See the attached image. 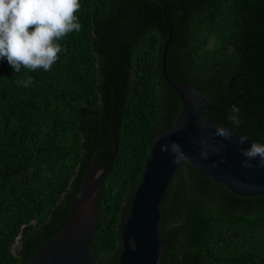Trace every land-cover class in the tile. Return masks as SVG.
I'll return each instance as SVG.
<instances>
[{"label":"trees","instance_id":"1","mask_svg":"<svg viewBox=\"0 0 264 264\" xmlns=\"http://www.w3.org/2000/svg\"><path fill=\"white\" fill-rule=\"evenodd\" d=\"M79 33L51 71L14 73L0 61V264H27L66 224L97 155L100 183L91 243L98 264H118L121 230L150 158L182 100L162 73L231 114L201 116L264 144V0H80ZM166 4L170 6L165 7ZM213 42L210 46V42ZM31 75L25 88L17 81ZM160 264H264V194L240 195L183 161L162 200ZM21 248H14L17 237Z\"/></svg>","mask_w":264,"mask_h":264},{"label":"water","instance_id":"2","mask_svg":"<svg viewBox=\"0 0 264 264\" xmlns=\"http://www.w3.org/2000/svg\"><path fill=\"white\" fill-rule=\"evenodd\" d=\"M170 6L166 4L165 7ZM169 35L162 54V73L168 84L182 100V110L174 125L159 134L152 141L150 158L146 162L142 179L138 183L131 208L122 226V250L118 264H160L166 239L161 230L163 217L162 200L169 184L183 161L199 168L216 181L222 182L229 189L240 195L264 194V168L257 166L258 159L253 160V167L242 166L245 159L240 149L259 142L247 137L243 145L238 143L240 137H246L234 131V127L222 126L216 121L203 118V109H214L229 113L235 100L248 92V87L231 88L233 78L228 84L231 93L244 90L229 101V109L217 106L212 99L196 88L170 78L167 72V52L172 38V27L166 16ZM217 127L232 131V139L225 140L213 136ZM114 149L107 165L96 155L85 175L83 186L78 192L65 226L48 242L44 243L27 264H98V259L91 243L96 226L100 183L110 169L118 149L115 129ZM202 137H208V158H201ZM175 143L179 145L186 159L180 163L173 162V152L162 151V146ZM213 149H218L214 151ZM17 237L14 248H21Z\"/></svg>","mask_w":264,"mask_h":264},{"label":"clouds","instance_id":"3","mask_svg":"<svg viewBox=\"0 0 264 264\" xmlns=\"http://www.w3.org/2000/svg\"><path fill=\"white\" fill-rule=\"evenodd\" d=\"M80 0H0V61L6 60L14 73L25 69L28 73L48 72L59 60V54L66 51L60 41L82 29L79 15ZM34 77L25 75L17 81L25 88L34 84ZM239 108L233 107L229 121L239 126ZM213 136L225 140L232 139V131L217 127ZM247 137H240L243 145ZM208 137H202L200 144L202 159L208 158ZM171 150L173 162L180 163L187 157L179 145L172 143L162 146V151ZM218 151V149H213ZM245 157L242 166L253 167L252 161L258 159L257 166L264 168V144L251 143L250 147L240 149Z\"/></svg>","mask_w":264,"mask_h":264},{"label":"rangeland","instance_id":"4","mask_svg":"<svg viewBox=\"0 0 264 264\" xmlns=\"http://www.w3.org/2000/svg\"><path fill=\"white\" fill-rule=\"evenodd\" d=\"M212 43H213V42L211 41V42H210V46H211Z\"/></svg>","mask_w":264,"mask_h":264}]
</instances>
